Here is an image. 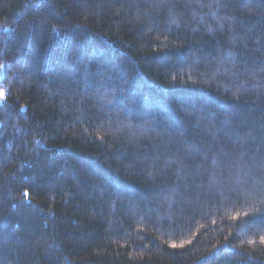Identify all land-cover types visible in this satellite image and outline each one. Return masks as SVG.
<instances>
[{"label":"trees","instance_id":"obj_1","mask_svg":"<svg viewBox=\"0 0 264 264\" xmlns=\"http://www.w3.org/2000/svg\"><path fill=\"white\" fill-rule=\"evenodd\" d=\"M0 264H264V0H0Z\"/></svg>","mask_w":264,"mask_h":264}]
</instances>
